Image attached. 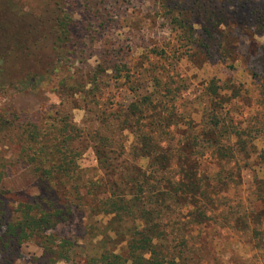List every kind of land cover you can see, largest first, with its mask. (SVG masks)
<instances>
[{"label":"trees","instance_id":"1","mask_svg":"<svg viewBox=\"0 0 264 264\" xmlns=\"http://www.w3.org/2000/svg\"><path fill=\"white\" fill-rule=\"evenodd\" d=\"M48 13L26 10L18 0H0V90L36 94L45 82L55 83L52 89L65 96L86 91L66 84L75 81L70 60L79 56L72 43L71 19L68 14L51 19ZM170 21L183 31L188 27L177 17ZM205 31L210 33V27ZM114 71L119 76L120 69ZM98 74L90 75L95 88L86 92L96 93ZM235 88L216 79L207 81L201 114L197 118L187 114V121L168 97L170 89H159L157 95L130 87L131 102L112 108L87 133L72 123L65 107L56 108L53 115L49 112L43 124L18 126L17 160L31 166L41 196L18 203L3 223L0 250L31 240L41 248L37 264H78L76 241L62 231L72 212L81 210L89 219L87 233L91 238L100 236L81 264L191 263L187 256L191 235L186 228L203 226L212 212L218 213L222 200L210 182L224 177L225 165L239 169V162L246 165L251 156L264 167V147L257 149L251 125H238L230 114ZM13 117L0 112V125L13 123ZM258 130L263 137V124ZM125 131L133 138L127 149ZM88 140L95 172L78 163ZM232 168L226 183L227 176L232 182L234 176L239 178ZM261 174L255 175L254 193L264 200ZM185 203L188 216L172 222L173 210ZM220 214L231 225L240 221L229 210Z\"/></svg>","mask_w":264,"mask_h":264},{"label":"rangeland","instance_id":"2","mask_svg":"<svg viewBox=\"0 0 264 264\" xmlns=\"http://www.w3.org/2000/svg\"><path fill=\"white\" fill-rule=\"evenodd\" d=\"M18 4L26 10L49 11L51 19L69 15L79 56L70 60L75 81L66 84L87 91L94 87L90 75L99 72L94 79L99 87L94 94L81 91L66 96L52 89L55 83L45 82L36 94L0 90V112L14 115L13 123L0 125V234L18 203L41 196L31 166L17 160L21 140L17 127L32 121L43 124L56 108L68 109L72 123L87 133L112 108L131 102L130 87L140 94L157 95L159 89L168 88V97L187 121V114L200 116L207 99L204 85L216 79L220 85L236 87L230 114L238 125H251L257 149L264 147V134L261 137L258 130L261 124L264 127V0H18ZM173 16L182 19L187 29L175 27ZM91 99L95 104L88 103ZM127 133L123 132L125 149L133 139ZM82 145L86 150L78 163L95 172L92 140ZM253 159L246 165L239 162V169L225 165L224 177L210 182L222 196L221 204L203 226H187L189 264H260L264 259V200L254 193L255 175L262 176L264 167ZM231 168L239 178L234 176L232 182L227 176L226 183ZM223 209L240 221L231 225L222 220ZM188 211L187 203L175 208L171 221L184 220ZM88 221L86 213L73 211L62 231L76 241L78 264L100 239L87 233ZM40 251L34 241L17 243L11 250H0V264H37Z\"/></svg>","mask_w":264,"mask_h":264},{"label":"built area","instance_id":"3","mask_svg":"<svg viewBox=\"0 0 264 264\" xmlns=\"http://www.w3.org/2000/svg\"><path fill=\"white\" fill-rule=\"evenodd\" d=\"M260 264H264V259L260 262Z\"/></svg>","mask_w":264,"mask_h":264}]
</instances>
